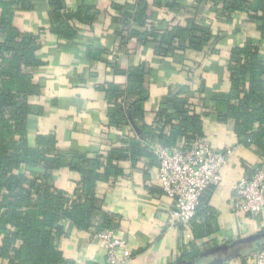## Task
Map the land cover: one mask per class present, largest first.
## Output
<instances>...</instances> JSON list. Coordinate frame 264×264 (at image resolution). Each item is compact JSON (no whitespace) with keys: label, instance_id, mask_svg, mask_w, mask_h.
<instances>
[{"label":"crops","instance_id":"1","mask_svg":"<svg viewBox=\"0 0 264 264\" xmlns=\"http://www.w3.org/2000/svg\"><path fill=\"white\" fill-rule=\"evenodd\" d=\"M87 1L93 21L79 20L78 36L73 39L61 38L52 31L50 0H40L36 9L20 12L15 18L19 28L40 36L37 52L43 60L36 75L41 88L32 97L42 111L30 117L29 143L35 145L39 133H54L60 150H79L91 158L106 159L113 147H125L130 139L141 138L148 152L135 157L129 153L113 160L118 173L99 181L96 189L101 208L114 214L115 236L126 240L131 251L124 264H264L248 256L257 247H264V209L257 214L237 213L231 206L234 184L264 161V148L241 143L233 118L221 120L215 113L204 117L203 134L212 146L223 151L233 148L235 153L209 195L208 210L185 228L172 216L174 201L160 185L159 159L153 147L162 143L144 136L134 122L120 128L110 126L107 112L112 104L100 88L112 81L126 84V75L117 74L115 67L127 69L145 61L151 70L144 123L152 125L168 93L185 91L183 87L187 86L192 95H203V85L212 91H229L232 49L251 40L264 52V31L245 11L232 12L229 20L220 9L221 0L217 5L215 0H171L180 4V11L157 6L156 0H144L155 22L161 24L167 19L186 24L194 18L219 36L214 50L186 48L164 56L155 51L152 42L123 38L122 32L128 30H122L116 20L120 14L113 2L140 0ZM80 3L83 2L66 0L67 8L73 11ZM96 48L103 49L99 58L92 52ZM258 126L255 123L254 129ZM80 178L78 171L63 167L55 172L54 182L58 188L73 193ZM66 228L58 246L67 259L74 264H109L106 248L97 237L100 229L95 225L79 229L70 221Z\"/></svg>","mask_w":264,"mask_h":264},{"label":"trees","instance_id":"2","mask_svg":"<svg viewBox=\"0 0 264 264\" xmlns=\"http://www.w3.org/2000/svg\"><path fill=\"white\" fill-rule=\"evenodd\" d=\"M39 1L0 0V264H74L58 246L59 238L67 233L66 222L79 229L94 225L100 230L115 229L114 214L103 210L97 197L98 182L118 173L113 160L148 152L141 138L130 139L125 147H113L106 159L91 158L79 150H60L54 133H39L36 144L29 143L30 117L42 111L32 97L41 88L36 75L43 60L37 52L40 36L19 28L15 18L20 12L36 9ZM81 1L73 11L67 8L66 0H50L52 31L59 37L76 38L79 20L93 21L90 4ZM215 1V5L220 3ZM221 1L220 9L229 20L232 12L245 11L264 31V0ZM155 4L181 10L176 1L156 0ZM113 8L120 14L116 20L122 30H128L122 32L123 38L152 42L159 55L186 48L214 50L219 40L209 26L194 18L186 24L167 19L161 24L155 22L144 0L114 1ZM102 51L92 50L97 58ZM150 70L145 61L127 69L117 66L115 71L126 75V84L112 81L100 85L112 104L107 112L110 126L120 128L134 122L144 136L155 137L169 147L187 148L204 135V117L215 113L221 120H235L241 143L264 148V52L253 41L232 49L229 91H212L203 85V95H192L187 86L183 87L185 91L168 93L152 125L144 123ZM255 123L259 124L256 129ZM63 167L80 173L79 186L73 193L55 185V172ZM213 188L210 185L203 192L197 216L208 210ZM261 249L264 247L248 255Z\"/></svg>","mask_w":264,"mask_h":264},{"label":"built area","instance_id":"3","mask_svg":"<svg viewBox=\"0 0 264 264\" xmlns=\"http://www.w3.org/2000/svg\"><path fill=\"white\" fill-rule=\"evenodd\" d=\"M153 149L159 159L161 188L174 201L172 216L180 225L189 228L197 216L203 192L219 182L221 170L235 150H218L205 135L196 137L187 148L156 144ZM231 206L237 213L257 214L264 209V161L238 178ZM97 237L106 248L109 264L126 263L131 251L126 240L115 236L114 229L100 230ZM248 256L264 263V249Z\"/></svg>","mask_w":264,"mask_h":264},{"label":"water","instance_id":"4","mask_svg":"<svg viewBox=\"0 0 264 264\" xmlns=\"http://www.w3.org/2000/svg\"><path fill=\"white\" fill-rule=\"evenodd\" d=\"M175 264H196V262L195 261H180V262H177Z\"/></svg>","mask_w":264,"mask_h":264}]
</instances>
